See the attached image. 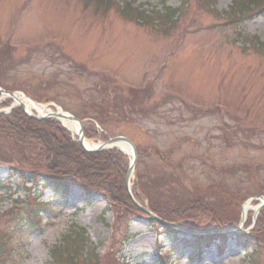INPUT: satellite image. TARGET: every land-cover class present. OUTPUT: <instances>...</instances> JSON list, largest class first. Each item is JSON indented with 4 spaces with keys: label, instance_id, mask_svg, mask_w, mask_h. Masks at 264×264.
<instances>
[{
    "label": "rangeland",
    "instance_id": "obj_1",
    "mask_svg": "<svg viewBox=\"0 0 264 264\" xmlns=\"http://www.w3.org/2000/svg\"><path fill=\"white\" fill-rule=\"evenodd\" d=\"M29 1L30 5L20 12L15 24L14 16ZM103 1L96 7L94 0H0V87L10 89L8 92L13 94L29 92L40 101L38 104L48 102L63 112L86 115V119H81L84 124H88L89 116L94 117L105 132L94 129L92 124L84 125V132L95 136L89 138V143H100L97 135L102 133L128 138L137 148L136 174L140 185L148 188L155 182V174L164 173L158 181L160 188L156 187L158 193L152 196L139 192L136 181L143 205H147V200H155L157 209L173 207L170 198L172 195L178 198L182 189L205 192L209 187H220L224 200L215 203L220 208L216 207L217 213L228 221L226 225L222 222L223 226H235L242 201L246 197H264V55L246 47L243 38L238 39L241 33L263 41L264 18L235 23L242 18L231 10L230 18H219L207 10H198V3L187 0H183L182 10H176L181 0H117L121 5L132 2L133 8H142L148 16L128 22L107 6V0ZM232 2L217 0L215 8L225 13ZM190 6H194L193 10L188 9ZM169 11H176L171 21L163 18ZM190 17L194 19L191 25L199 26L198 30L191 32L190 22L186 25ZM183 33L186 40L182 50L178 49L176 58L168 60V52ZM7 39H11L12 49L4 53L2 48ZM166 59L172 61V66L166 68L167 74L163 69ZM112 78L117 84L111 82ZM119 85L147 87L134 93ZM14 96L18 102L22 100ZM6 98L3 96L0 103ZM20 103L31 109L24 100ZM95 103L100 105L101 116ZM218 104L227 105L229 110L216 107ZM21 111L26 115L23 107ZM29 112L36 114L33 110ZM125 164L128 165L127 157ZM8 173L1 168L0 181ZM26 182L22 189L19 177L11 179V190L15 191L12 199L23 196L30 188V180ZM78 188L72 187L65 206L58 200L60 214L46 222L43 236L18 250L8 264H51L53 248V256H60L69 264L67 258L74 244H69L67 235L80 229L86 231L93 247L97 246L95 255L101 256L109 245V226L113 221L110 207L103 195L96 197L92 206L82 207ZM50 196L51 192H45L43 199ZM114 196L117 198L115 193ZM210 197L205 195L206 205L201 202L202 206L213 204ZM127 199L131 202L128 195ZM182 200L180 197L178 204ZM251 203L249 199L244 204L250 209L240 231L253 218L255 203ZM8 207L3 199L0 212ZM260 213L257 228L264 232V206ZM188 218L190 225L195 224L193 218L200 219L203 225L221 221L199 212ZM181 219L180 222L187 221ZM161 220L171 222L168 216ZM129 225L138 236L127 246V253L136 261L151 264L157 241L153 226L141 219L131 220ZM6 228L0 219V233ZM257 236L264 239L261 234ZM90 244L76 245V250L81 252L84 247L87 254L93 251ZM253 245L255 249L244 251L230 240L221 260L214 259V250L209 248L206 264H264L259 242ZM251 251L257 255L250 260ZM172 254L178 264H195L188 249ZM187 255L190 263L185 260ZM79 261L73 264H86ZM106 262L103 258L99 263Z\"/></svg>",
    "mask_w": 264,
    "mask_h": 264
},
{
    "label": "trees",
    "instance_id": "obj_2",
    "mask_svg": "<svg viewBox=\"0 0 264 264\" xmlns=\"http://www.w3.org/2000/svg\"><path fill=\"white\" fill-rule=\"evenodd\" d=\"M262 2H264V0H241L239 5H247L250 7L255 6V4H261ZM238 11L240 13L244 12V10ZM255 11L263 12L264 10ZM121 12L123 19L129 22L133 21L135 18L143 19L147 17L145 12H141L139 10H121ZM175 16L176 11L172 13L169 11L165 13L163 18L167 21H171L172 17ZM6 51L9 53L11 52V49L6 46L3 52L7 53ZM262 54H264L263 51ZM1 71L2 70L0 69V75L2 74ZM4 71L7 72V69L4 68ZM4 89L10 91V89ZM139 92L141 91H136L134 93ZM94 106L97 107L94 108L96 109L98 115L101 116L102 112L100 105L94 104ZM91 108L92 106H89V109ZM92 118L94 119V117ZM96 121L102 125L98 120ZM14 159H16V161H14ZM0 162L9 166L10 171L12 172L22 173L27 171L31 174L45 176L47 180H50V182L48 181V184L46 185L47 188L52 189L55 194H59L64 197L67 195L69 186L73 184L81 187L87 194L97 192L105 196L108 200L112 210H114V214L116 215L115 217L120 215H122V217H124V215H140V212L132 206L131 202L128 201L125 193V158L117 152H84L69 139L67 132H65L54 121H36L30 119L25 116L20 109L13 110L8 116L0 115ZM163 174V172L155 174V182H152L148 188H146L145 185L142 186V192H144L145 195L147 193L149 196L154 195V192L157 194L159 190H157L156 187ZM24 179L26 180L28 177L24 176ZM7 183L2 185L0 184V189L4 190ZM158 188H160L159 185ZM180 192L181 193L178 194V198L176 195H172L170 198V203L175 206H164L162 209H157L155 200L154 202L149 200L148 203L150 205V210L158 217L163 218L168 216L169 218H172V216H174V218L180 217V219H184L186 218V215L180 216L178 207L186 208L193 215L199 212L204 216H211L213 218L216 216L221 220L218 221L219 223L216 221L212 222L210 224L211 226L216 224L214 226L222 227L223 224H227L228 221L219 216L217 213L216 207L219 208V206L215 204L218 201L224 200L223 193L217 191L211 192L210 196L214 197V202L213 204L204 207L201 202H199L197 197L199 195L200 199H203V197L205 198L206 192H196L195 190L189 192L186 188L182 189ZM114 193L117 198L114 196ZM180 197H182L183 200L178 204ZM151 198L154 199L153 197ZM118 199L121 203H119ZM155 199L157 198L155 197ZM162 201L165 202L164 199H162ZM12 205V209L15 210L16 213L22 211L24 214L23 217L26 218L24 223L25 226H30L32 215L36 213V198L27 196V198H24L23 200H16L15 202H12ZM174 207H177V209ZM171 214L174 215L171 216ZM194 220L195 224L191 225H203V222L200 219ZM18 227L20 228V226ZM9 228L10 226L8 229ZM262 236L264 237V234H262ZM1 238L2 237H0V252L3 248ZM80 240L83 244L87 242L86 239L82 237ZM86 251L87 249L82 247L80 254H78L79 258H85L84 261L86 264H98L100 262L96 255L93 254L92 250H89L87 254H84ZM86 256L88 258H86ZM73 261L74 259L71 260L70 257L67 258V262L69 264H73ZM112 262L113 264H118L115 259L114 261L112 260ZM61 263L66 264L63 260H61ZM56 264L58 263L56 262Z\"/></svg>",
    "mask_w": 264,
    "mask_h": 264
},
{
    "label": "water",
    "instance_id": "obj_3",
    "mask_svg": "<svg viewBox=\"0 0 264 264\" xmlns=\"http://www.w3.org/2000/svg\"><path fill=\"white\" fill-rule=\"evenodd\" d=\"M0 92H1V93H4L3 91H0ZM48 117H53V118H64V119H67V120L72 121V122H77V123L79 124V122H78L76 119H74V118H72V117H70V116H63V115H53V114H50V115H48ZM114 143H123V144L127 145L129 148H131V150H132V152H133V163H132V165H131V167H130V169H129V173H131V172L133 171V168H134V161H135V151H134V148H133L132 144H131L128 140H126V139H124V138H115V139H113V140H110L109 145H110V144H114Z\"/></svg>",
    "mask_w": 264,
    "mask_h": 264
},
{
    "label": "bare ground",
    "instance_id": "obj_4",
    "mask_svg": "<svg viewBox=\"0 0 264 264\" xmlns=\"http://www.w3.org/2000/svg\"><path fill=\"white\" fill-rule=\"evenodd\" d=\"M63 122V125L66 127V128H68L72 133H73V135L74 134H76V131L78 130V127L77 126H75V125H71V124H69V123H66V122H64V121H62ZM75 136V135H74ZM84 146L86 147V148H88L89 146H91V144L89 143V142H87V141H85L84 142ZM119 150H122L123 152H125V153H130V152H128V148L126 147V146H124V145H117L116 146ZM246 213H247V206H245L244 208H243V215H246Z\"/></svg>",
    "mask_w": 264,
    "mask_h": 264
}]
</instances>
